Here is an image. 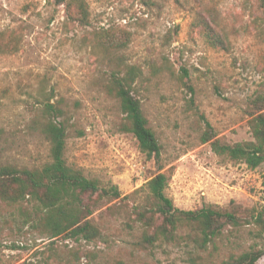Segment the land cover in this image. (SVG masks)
<instances>
[{
	"label": "rangeland",
	"instance_id": "1",
	"mask_svg": "<svg viewBox=\"0 0 264 264\" xmlns=\"http://www.w3.org/2000/svg\"><path fill=\"white\" fill-rule=\"evenodd\" d=\"M62 1L0 0V163L34 170L51 162L44 128L53 120L67 131V164L122 197L84 198V221L101 232L92 241L51 238L21 213L34 214L32 205L0 201V264H201L185 244L139 245L134 207L159 173L178 209L212 205L242 216L200 253L203 264L264 249V230L252 222L264 208V164L250 169L211 146L252 140L250 104L264 92V0H86V25L68 19ZM197 15L225 38L224 49L206 43ZM109 34L127 46H110ZM126 65L140 70L134 93L161 144L159 160L122 131L125 115L107 91Z\"/></svg>",
	"mask_w": 264,
	"mask_h": 264
},
{
	"label": "trees",
	"instance_id": "2",
	"mask_svg": "<svg viewBox=\"0 0 264 264\" xmlns=\"http://www.w3.org/2000/svg\"><path fill=\"white\" fill-rule=\"evenodd\" d=\"M134 1L144 5L152 3V0ZM62 4L65 5L67 17L72 22L80 25L88 23L89 5L86 0H63ZM197 16L195 25L206 43L213 48L224 49L227 44L225 38L202 15ZM107 41L117 49L127 46L126 40H118L114 34H109ZM139 76L140 70L137 67L126 65L123 71L111 75L107 91L120 102L125 115L122 131L135 137L143 154L159 160L161 144L149 126L141 102L134 93V85ZM48 108L47 113L50 115L55 108L51 104ZM250 109L249 127L252 140L230 145L219 140L212 141L213 138L208 136L203 139V143L212 141V149L218 156L243 162L250 169H256L264 164V92L251 101ZM44 130L51 143V162L34 170L17 169L0 163V201L12 205H32L36 210L34 214L26 207L20 208L21 213L36 222L37 228H45L51 238L65 233L86 241L99 238L100 230L84 221V198L98 194L99 197L117 200L122 197L119 189L113 185L102 187L98 180L87 178L80 170L67 164V131L62 123L48 121ZM168 181L166 174L159 173L141 189L146 192V196L141 204L134 207L133 212L134 220L144 230L139 245L144 250H149L161 243L185 244L196 253L195 256L191 254L192 260H200L203 264L200 253L206 252L212 245L215 246L226 228L241 226L242 216L212 205L194 211L178 209L166 194ZM128 198L126 196L122 199ZM34 216L37 217L36 220ZM252 220L264 230V208L252 215ZM263 256L264 249L253 245L243 253L229 256L221 264H257Z\"/></svg>",
	"mask_w": 264,
	"mask_h": 264
}]
</instances>
